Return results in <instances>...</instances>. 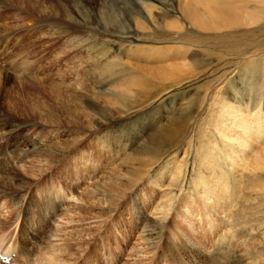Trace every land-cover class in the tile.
Segmentation results:
<instances>
[{"label":"rangeland","instance_id":"obj_1","mask_svg":"<svg viewBox=\"0 0 264 264\" xmlns=\"http://www.w3.org/2000/svg\"><path fill=\"white\" fill-rule=\"evenodd\" d=\"M27 1L0 0L1 48L30 47L44 80L11 78L33 89L0 106V264H264V139L232 169L241 130L222 103L252 96L263 131L264 0ZM215 182L227 213L191 223ZM182 240L190 253L168 250Z\"/></svg>","mask_w":264,"mask_h":264},{"label":"bare ground","instance_id":"obj_2","mask_svg":"<svg viewBox=\"0 0 264 264\" xmlns=\"http://www.w3.org/2000/svg\"><path fill=\"white\" fill-rule=\"evenodd\" d=\"M25 3L29 7L28 8V11L29 12H32V10H36L37 7H38L37 6L38 4L37 3H33L32 0H28ZM242 8H243V6H242ZM39 9L40 10H44L45 7H40L39 6ZM204 10H205V12H208V9L206 7H204ZM185 12L187 14H191V8H190V6H187L186 7ZM207 14H209V12ZM217 16H218L217 18H219V15L218 14H217ZM217 18H216V16H213V13H212L211 16H210V20L209 21L213 25L218 24V21L219 20ZM244 19H245V17H244ZM250 21H251V19H250ZM205 23H206V20L205 19L202 20V24H205ZM222 23H223V21H222ZM1 26H2V24H1ZM5 32H7V29H0V36H3L4 35L3 33H5ZM56 32H60V29H56ZM13 39H15V37ZM21 40H22V36H19L18 40L17 41L15 40L16 42L14 41V46L15 47L18 46L21 43ZM1 44H2V42L0 41V106H1L2 102H3L4 105L11 104V103H15L17 101V98H18L15 94H17L19 92H21V94L24 93V92L26 94H28L30 92V90L33 89V87L28 88L27 87L28 85L26 87H21L20 86V88L17 87L18 89L15 88L14 89V92H13L12 91V88H11V85L8 84V82L11 80V78L15 79L16 81H18L20 83L24 82L26 80V78L27 79H31V80H36L37 79V81H38V78H34V77L28 78L27 77L28 71L31 70L32 68H34V66H35V60L32 59L31 56H30L32 54L31 48L30 47H27V46H24V47H22L20 49L21 50L20 53L13 54L12 55L11 53H12L13 49L11 48V50H9L7 48L4 49V47L1 48ZM254 61L256 63L255 65H257L258 68H259V66L262 67V65H261V63L259 61H257V60H254ZM6 64H8V65L6 67H4ZM40 70L41 71H44L45 70V67H41ZM245 70H243V73H242V76H241L242 82L245 85V88L246 89H250L251 86L254 87L253 88V92H255L257 90V88H259V87H258V84L256 82H253V79H259L260 77L258 76V74H260L262 71L261 70H252V69H245ZM19 71L21 72V75H26V76L23 77V76H20V75L16 74V72H19ZM57 73H60V75H61V70H58ZM260 75L263 76V78H264V75H262V74H260ZM43 82H44L43 79H41V81L39 80L38 81V84L39 85L37 87H35V88L36 89L37 88H40L41 89V87L43 86ZM30 83H29V85H30ZM14 84H15V82H14ZM40 89H37V90L39 91ZM261 91H256L255 93L261 92ZM223 96H224V94H223ZM251 101H252V96H249V97L246 98L245 102H243V104L246 105L245 108H243L241 106V104H238L237 101L233 102L232 100H229V102L228 101L222 102L224 106H227L226 109L229 111L228 115L229 114H232V116L234 117L233 119L235 120L234 122H237V124H239V126H240V128H239V126H237V128L241 130V133L240 132H237V134H236V138H237L236 141H237L238 145L240 146V148L243 150V153L239 149H237L235 151L234 157L229 159V164H230V166H231L232 169L237 168V167L240 168L243 164L245 165V161L247 163V160L244 159L246 157H244V156L246 155L245 153L247 152V150L249 151V150L252 149V142L254 140H257V139L258 140H261L260 138L264 139V129H263V131H260L263 127L261 128V126H260L259 127L260 130H257V126H256L257 119H253V117H252V115H254L255 112H253L254 111V110H252L253 108L252 109L248 108L249 105H251ZM17 105H19V104H17ZM258 107H259V104H257V106L254 109H256ZM257 117H258V114H257ZM259 120H260V123L263 125L264 124V115H263V113L260 114ZM234 122H233V124H236ZM215 130L218 132V129L217 128H215ZM32 135H34V134H32ZM34 139H37V141H35ZM32 142H33V145H34V149L37 148L38 145L40 144L39 143L40 141L38 139V136H36L35 138H33L32 139ZM243 167L246 168L245 166H243ZM163 173L164 172H162V174ZM239 176H240V174H239ZM0 186H2V185L0 184ZM5 191H7V188L5 186H3L2 187V190H0V192H5ZM199 191H200L199 197L205 203V206L204 205L203 206L204 207L209 206L210 208L209 207L206 208V209L203 208L204 209L203 212L201 211L202 207L198 208V210L197 209H188V210H186V213H187L188 216H190V219L189 220L193 224H194V219L197 216H199L198 217L199 220H202L204 218V216H206V218L209 219L208 220L209 228H212L216 224V220H213V219H216V218H214V215H217L218 212L220 214V212H221L220 209H223L227 213L226 205L223 204V202H224V200H228L229 197H231V195L233 196L234 194L233 193L231 194L232 191L230 192L229 189H226L225 188V186L219 185L216 182L214 184H208V183H206L205 184V189H202V190H199ZM190 195H192V194H189V196ZM31 198H33L32 199L33 202H34V199H36L34 196H32ZM42 200L45 202V199H42ZM18 201L20 202L19 198H18ZM194 203H196V202H194ZM200 203H199V205H200ZM212 212H215L216 214H212ZM174 244L175 245H173L170 249H168L169 251H173L174 253L178 254L180 251H184V250L187 249L188 250L187 252L190 253L189 248H188V244H185L183 242V240H182V242H179V244L178 243H174ZM198 250H200V248H197L195 251H198ZM198 252H200V251H198ZM185 254H187L186 251H184V255L183 256L179 257L178 261H180V264H189V262H188L189 259L186 258L187 255L185 256ZM196 254H198V253H196ZM197 256L200 258L197 261L198 264H205L206 263L205 262L206 261L205 260L206 258L203 257V253L200 252V255H197ZM191 257H192V254H191ZM50 261L53 262V259H50ZM207 262H209V259H208ZM210 263H212V262L210 261Z\"/></svg>","mask_w":264,"mask_h":264}]
</instances>
